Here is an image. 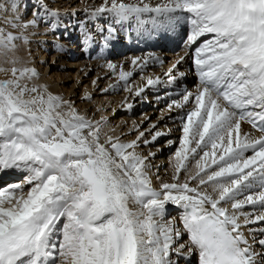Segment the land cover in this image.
Returning a JSON list of instances; mask_svg holds the SVG:
<instances>
[{"label": "snow or ice", "instance_id": "snow-or-ice-1", "mask_svg": "<svg viewBox=\"0 0 264 264\" xmlns=\"http://www.w3.org/2000/svg\"><path fill=\"white\" fill-rule=\"evenodd\" d=\"M21 7L0 0V65H11L0 66V172L25 173L0 191V264H180L191 255L198 264H264V0H101L83 10L77 26L88 47H109L117 26L157 36L188 29L199 83L167 105L179 110L182 136L172 180L159 188L150 175L156 154L137 151L164 135L155 124L125 141L105 131L106 117L81 113L36 83L35 67L17 66L10 54L29 41L28 29L65 27L47 0H38L32 20ZM105 17L106 27L95 25ZM183 60L167 81L148 77L135 96L175 83ZM243 123L253 131L242 133ZM168 204L181 210L179 222L166 219Z\"/></svg>", "mask_w": 264, "mask_h": 264}, {"label": "bare ground", "instance_id": "bare-ground-1", "mask_svg": "<svg viewBox=\"0 0 264 264\" xmlns=\"http://www.w3.org/2000/svg\"><path fill=\"white\" fill-rule=\"evenodd\" d=\"M34 1L36 0H33V2ZM153 2H155V0H153ZM29 3L30 0H26V2L22 4L23 8L20 9V13L25 21L32 20L34 18L33 13L36 11L38 5V2H36L32 12L30 11L31 13L29 14V18L26 19L28 16L25 15L24 12L26 9H28ZM100 3L101 0H82L80 4L72 7H74L76 10H79L80 8L92 10L95 7H99ZM106 19L107 17L103 19V24L106 23ZM103 26L106 27L107 25ZM8 30L17 33L20 31L19 29H12L10 27ZM183 31H185V27L177 28L175 32L169 33L168 35H165L167 37L161 39L160 36L149 35L148 33H141L139 30H136V34L133 35L132 39L130 40V46H128L121 43L124 42L123 37L127 30L120 29L117 26V31L115 34L116 39L111 43V45L105 48L102 44V47L95 55L94 59L88 60L86 57L88 56L90 50L89 48L86 50V57L82 53L84 49H80V53L78 54H76V51L73 53L69 52L68 50L69 46H71V43L74 44L78 40L76 35L79 36V32L81 31H77V29H74V32L69 29L64 36L65 40L61 42L45 44V46L48 48L46 50V54L43 55L40 50L41 48L39 49L38 46L39 41L43 39L51 41L55 40V38H52L53 36H51L47 30L39 27L38 24L37 27L28 29V32L31 33L29 36V41H19L18 50L10 55H14L18 58L19 62L17 66L26 65L29 67H35L39 72V77L35 82L40 85H46L51 93L63 97L66 101H71L73 105L81 111V113H87L94 119L106 117L108 123L106 124L105 131L114 130V134L121 136V138L125 141L136 139L138 135L136 129L139 131H145L146 129H151L152 125L155 124L157 126L156 130L161 131L164 133V135L159 137L154 143H149L147 145L141 144L137 151L143 155H148L150 152L156 154L154 158L151 159V163L154 164V168L151 169L152 172H150V175L153 186L159 188L162 182H171L172 180L174 172V155H171L169 150L173 144L178 142L176 135H178L181 131L180 121L177 118V113L179 110H173L170 113V111L167 112V109L162 108L161 111L159 110V117L152 120L153 114L156 111L155 108L158 103L162 102L163 100L177 99V97L171 98V96L177 95L178 90L180 89L179 86L181 85V81L186 82L188 88L191 91H195L199 83L198 76L196 80L193 79L194 85L189 83L192 80L194 73L191 76L188 74V80H185L180 76L176 77V82L167 85L171 86V88L168 87V91H166L164 94L161 90L164 89V85H166L165 83L154 87H147L146 91L140 97L135 96V90L139 87H145L146 79L148 77L154 78L159 76L161 77L162 81H167L168 76L166 73L168 70L171 69L181 57L187 53V55H189L190 51L187 47V44L182 46L181 50H173L178 45V43L175 41L181 39L179 36L181 33H183ZM139 33L143 35L138 36ZM136 39H140V41H135ZM140 42H142V44ZM78 44L80 45V43ZM74 45H76V43ZM78 47L81 48V46ZM114 48L123 51V55L119 56L118 58L113 57V55L116 54ZM145 50L147 51L144 52ZM48 52L50 54H48ZM151 55L158 56L160 58L159 62H150L147 67H144L143 70H141L139 63L143 62V58H148ZM47 56L49 57L50 61H48L45 67V63H43V61ZM137 57L142 58V60L138 62V64H133L132 61ZM165 57L170 59L168 65H162L160 67L158 66L156 69L153 68L154 66L156 67L159 63H161L160 61L164 63ZM55 59L57 62L53 63V60ZM108 63L117 65V68L115 70L108 68ZM127 63H129V65H127ZM0 66L9 68L11 67V65L8 64ZM179 66H183L184 69L182 68V71H180L179 69L181 68ZM55 68H60L66 71L64 72L65 77L62 74L56 73ZM187 69L188 64L186 59L178 65V69L173 72V75L178 76L179 72L187 73ZM93 72H95L94 76L91 77ZM121 72H131L133 75L129 77L127 82H125L119 79ZM69 77L76 78V81L71 88L66 89L65 86L61 84L68 82L65 80ZM2 78H6L4 73H0V79ZM82 79H86V82L88 83L84 85L82 92L77 94L75 88L80 82L79 80ZM113 85H116V87H112ZM129 88H131L133 91H128ZM158 92H161L162 94H158ZM153 94L155 96L156 102H150V105H147L149 99L151 100V95ZM141 97H144L145 99L143 100ZM128 105L135 106V108L125 109ZM148 106H152L154 109H149ZM133 110H137V114L134 117L127 116L134 115ZM119 114L120 117H118ZM148 121L150 122L148 123ZM147 123L148 125L145 126ZM143 126L145 127L143 128ZM241 131L242 133H248L252 132L253 129L247 123H243ZM110 134L113 133L110 132ZM152 134L153 133L151 131L146 132L145 139L150 140ZM255 135L258 137L260 133L255 132ZM165 137L168 138L166 143L157 144V142H160V140ZM168 145L170 147L166 149V146ZM248 155H251V153H248ZM194 170L195 169H193V171ZM17 178H19V180H13ZM181 178H183V174ZM7 180L12 181L6 183V185H3L2 183ZM24 180L25 173L23 172L2 171L0 172V191H4L16 183H23ZM250 210V207H245L243 211L247 212ZM180 215L181 210L177 208V206L172 204L167 205L166 219H174L179 222ZM242 221L243 217H241V222ZM250 226L252 227V225ZM245 228L242 230L244 231ZM248 228L246 229L245 234L249 237V241L252 242L250 238L251 234L249 233ZM183 239L186 241L188 237L184 236ZM182 242L183 241H181V243ZM184 251H187V249H184ZM196 257V255H191L190 261H187V259L186 261L185 259H180V264H191L192 262L196 263ZM173 259L179 258L174 256Z\"/></svg>", "mask_w": 264, "mask_h": 264}, {"label": "rangeland", "instance_id": "rangeland-1", "mask_svg": "<svg viewBox=\"0 0 264 264\" xmlns=\"http://www.w3.org/2000/svg\"><path fill=\"white\" fill-rule=\"evenodd\" d=\"M50 1V2H49ZM20 2H21V4H23L24 2H26V0H20ZM36 2H38L37 0L36 1H34L33 2V0H30V3H29V6H28V9H26V11L24 12V14L25 15H27L28 17L26 18V19H28L29 18V14L32 12V10L34 9V5H35V3ZM82 2V0H47V3H48V5L49 6H51L53 9H56V10H59L60 11V13H61V22H62V24L65 26V27H61L58 31H53L52 29H51V27H50V25L49 24H47V23H40L39 24V27H41L42 29H45V30H47V32H49V34L51 35V36H53L52 38H55V40H57V41H55V40H51V41H49V40H47V39H43V40H40L39 41V43H38V46H39V49L41 50V52H42V54L43 55H45L46 54V50H47V46H45V44H54V43H57V42H61V41H63V40H65L64 39V36H65V34H66V32L70 29L72 32H74V29H77V31L78 30H80L79 29V27L77 26V22L78 21H82V20H84L85 19V15H84V11L83 10H86V9H82V8H80L79 10H76V9H74V7H72V6H76V5H78V4H80ZM38 6V5H37ZM21 8H23V7H21ZM20 8V9H21ZM31 11V12H30ZM72 13H75V15H71ZM28 21V20H27ZM102 21H103V19H100V20H97V21H95V25L96 26H103V25H106V23L105 24H103L102 23ZM99 22H101V23H99ZM90 27L92 26V25H89ZM65 28L67 29L66 31H65ZM77 37H78V40H77V42H75L76 43V45H74V44H72L71 43V46H69V52H75L76 51V54H78V53H80V49H84L83 50V55L85 56V54H86V50H87V48H89L90 50L92 49V48H94V46H92V47H88V46H86L85 45V43H84V41H83V39H82V33L81 32H79V36L78 35H76ZM121 38H122V36H121ZM97 39L99 40V37H97ZM179 39V38H178ZM180 40V39H179ZM179 40H177V41H175L176 43H179ZM78 41H80V42H78ZM187 41V40H186ZM125 42V41H124ZM124 42H121V43H123V45H125L124 44ZM78 43H80V45L78 44ZM102 44V42H100L99 43V46ZM41 45V46H40ZM73 45V46H72ZM98 45V43H95V48H96V46ZM132 45V44H131ZM78 46H81V48L80 47H78ZM128 46H130L129 44H128ZM85 47V48H84ZM101 47H102V45H101ZM101 47H99V48H101ZM182 47V46H181ZM180 47V48H181ZM179 48V49H180ZM176 49V48H175ZM175 49H173L174 51H178L179 49H177V50H175ZM90 50H89V52H90ZM92 51H95L94 49L92 50ZM93 54V56L96 54V53H94V52H92ZM48 54H50L49 52H48ZM188 54V53H187ZM187 54L186 55H184L183 57H184V60H186L187 59V64H188V59H189V64H190V60H191V57H190V55H189V57L187 56ZM88 55H89V53H88ZM187 56V57H186ZM119 57V56H118ZM118 57H115V58H118ZM84 59H86V58H84ZM88 60H91L92 59V56H90V57H88L87 58ZM48 61H50V59H49V57L47 56L46 57V59L43 61V63H45V67H46V65H47V63H48ZM167 61V62H166ZM56 63L57 62V60L55 59V60H53V63ZM169 62H170V59H168V57H165V61H164V63H162V65H168L169 64ZM127 65H129V63H127ZM162 65H160V66H162ZM50 66H51V64H50ZM159 66V67H160ZM158 67V65L155 67H153V68H157ZM180 67V66H179ZM181 69H179L180 71H182V68L184 69V67L183 66H181L180 67ZM56 70V73H59V74H62L63 76H64V72H66V71H64V70H62V69H60V68H55ZM190 70L191 71H193V63H191V67H190ZM75 71V70H74ZM74 71H72V72H74ZM94 73L95 72H93L92 74H91V77L92 76H94ZM180 73V72H179ZM193 74V73H192ZM195 75V74H194ZM65 77V76H64ZM82 78V77H81ZM184 78V77H183ZM185 80L187 79L186 77L184 78ZM193 79H194V76H193V78H192V80L189 82L190 84L191 83H194V81H193ZM65 81H68V82H64V83H62L61 85H64L65 86V88L66 89H68V88H71L72 86H73V84H74V82L76 81V78H73V77H69L68 79H66ZM80 82L78 83V85L76 86V88H75V91H76V93L77 94H80L81 92H82V90H83V88H84V85L85 84H87L88 82H86V79H82V80H79ZM104 82V81H103ZM165 84H168V85H170V83H165ZM168 87H170L171 88V86H168ZM167 87V88H168ZM101 88H102V86H101ZM184 88V89H183ZM182 89L183 90H185L186 89V87L185 86H183L182 87ZM187 90H189V88H187ZM162 91V93L164 94L166 91H168L167 89L165 90V89H162L161 90ZM161 92H158V94H160ZM161 93V94H162ZM154 96V94L153 95H151V100L149 99V102H148V104L147 105H150L149 103L151 102H156L155 101V96ZM153 98V99H152ZM177 98H179L178 96H177ZM141 99H145L144 97H141ZM163 102V103H162ZM162 102H159L158 103V105L156 106V111L154 112V114H153V117H152V120L153 119H155V118H157V117H159V113H160V111L162 110V108L163 109H167V112H169V110H168V107H167V105H168V103L170 102V100H163ZM149 107V109H154V108H152V106H148ZM127 108H129L128 106L125 108V109H127ZM133 108H135V106H132L131 107V109H133ZM160 110V111H159ZM134 111V110H133ZM133 113V112H132ZM171 113V112H170ZM122 114V113H121ZM137 114V110H135L134 111V115H127V116H129V117H134L135 115ZM113 115V114H112ZM118 117H120V114H119V116ZM128 117V118H129ZM151 121V120H150ZM150 121H148V123L150 122ZM148 123L145 125V126H147L148 125ZM145 126H143V128L145 127ZM181 133V132H180ZM178 134V135H176V137H177V143H175V144H173V146L170 148V154L171 155H174V153H175V151H177V149H178V147H179V142H180V139H181V136H182V133L181 134ZM166 141H168V138L167 137H165V138H162L161 140H160V142H157V144H164V143H166ZM156 144V145H157ZM170 146L168 145V146H166V149H168ZM144 148V147H143ZM154 165V164H153ZM154 168V167H153ZM154 170V169H153ZM152 172V171H151ZM154 172V171H153ZM13 180H19V178H17V179H13ZM12 180H7V181H5L4 183H2L3 185L5 184L6 185V183H8V182H11ZM248 227H251L250 225H248L246 228H245V230H244V232L246 231V229L248 228ZM252 227H254V225H252ZM250 238H251V236H250ZM251 243V242H250ZM196 259H198L197 257L195 258V261H196V263L195 262H192L191 264H198V261L196 260ZM192 260H193V257H192Z\"/></svg>", "mask_w": 264, "mask_h": 264}]
</instances>
